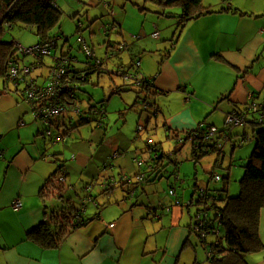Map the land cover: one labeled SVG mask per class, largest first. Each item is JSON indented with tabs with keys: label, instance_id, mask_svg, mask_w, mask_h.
<instances>
[{
	"label": "crops",
	"instance_id": "crops-1",
	"mask_svg": "<svg viewBox=\"0 0 264 264\" xmlns=\"http://www.w3.org/2000/svg\"><path fill=\"white\" fill-rule=\"evenodd\" d=\"M136 1L134 5L147 10L148 22L144 31L130 41L123 39L120 46L132 55L133 61L138 60L135 58L139 52L142 58L153 55L148 63V57L144 62L140 58V76L153 78L152 92L158 94L150 101H142L149 92L144 94L133 86L139 91L134 94L127 87L121 92L127 94L118 107L122 114L127 108L140 112L137 125L144 113L153 116L156 128L162 123L163 135L168 140L176 143L173 133H177L185 143L177 142L178 149L169 152L168 161L166 157L163 159L165 172H154L152 163H148L151 155L146 145L151 143L166 151L163 142L149 136L153 126L150 118L144 122L147 132L144 134H137L138 127L133 125L120 126L109 134L107 124L103 130L89 124L87 132L77 138L75 131L82 125H76V115L68 112L52 127L61 136L65 131L69 133L65 143L51 144L43 135V124L35 117L33 120L27 117L32 109L24 106L19 95L21 86L17 88L0 76V264H198V260L191 261L192 256L190 259L191 246H198L192 240L191 229L200 210L198 195L205 189L196 184L188 195L183 189L185 179L179 173L182 168L177 156L187 142V133L206 123L220 131L210 145L217 144L220 148L221 159L216 166L228 164L230 178L237 164H243V168L250 159L255 149V131L264 125H255L256 115L250 114L247 123L229 128L226 118L233 110L250 109L251 103L264 105V0H202L206 13L183 26L178 18L164 16L158 5ZM102 2L106 1L93 0L92 4ZM166 12L177 14L180 10ZM77 30L80 31L78 27ZM156 31L160 34L158 39L152 37ZM59 40L51 62L62 53L71 54L70 49L64 51L65 42L60 46ZM113 44L116 48L118 43ZM104 51L107 56L109 49ZM159 51L164 54L161 58L157 55ZM104 56L105 53L101 58ZM90 81L82 86L83 93H89L86 89L89 85L95 86L92 78ZM87 99L90 103L94 97ZM100 102L107 109V101H97ZM156 108L158 114L154 113ZM188 141L192 142L194 152L193 139ZM228 147L230 156L226 154ZM55 155L66 160L64 198L70 200L86 223L73 230L68 225V231L57 235L55 243L49 245L48 234H56L59 229L52 214L60 208V200L50 194L45 197L41 191L57 169ZM111 157H115L113 165L104 166ZM135 158H142L145 164L138 167ZM193 160L197 164L200 159ZM172 164L174 168L170 169ZM173 171L176 179L172 183ZM139 173H144L148 180L138 184L132 178L133 185L113 184L107 191L102 188L106 179L135 177ZM215 176L219 175L212 173L211 179L220 183L221 176L220 181ZM224 187L229 195L230 190L237 189L231 185ZM130 188H135V194L126 198ZM172 189L174 195H170ZM16 200L22 204L18 211L14 209ZM195 205L198 209L194 215ZM40 226L48 230L46 238L30 234ZM259 235L264 245V210Z\"/></svg>",
	"mask_w": 264,
	"mask_h": 264
},
{
	"label": "trees",
	"instance_id": "trees-1",
	"mask_svg": "<svg viewBox=\"0 0 264 264\" xmlns=\"http://www.w3.org/2000/svg\"><path fill=\"white\" fill-rule=\"evenodd\" d=\"M59 0H0V76L8 78L9 64L11 62H23V59L17 54V49L15 47V40L6 42L4 40L5 30H13L16 24H22L26 27H30L34 30L36 35L39 37L37 43L52 42L58 47V40L61 38L56 34V28L60 23L61 10L58 4ZM153 4L158 5L162 11L163 15L167 18H178L179 23L183 26L198 17L204 15L206 12L202 8V0H147ZM106 2H104L105 5ZM180 10L179 14L168 13L166 11L173 9ZM141 10H144L140 8ZM77 27L82 28L83 23L77 22ZM107 31V30H106ZM85 40V39H84ZM67 40L65 41V43ZM124 48L127 45L124 44ZM113 43H109V49H114ZM55 48V49H56ZM71 50V48H70ZM83 50V49H82ZM84 51V50H83ZM112 52V51H111ZM115 52H112V55ZM68 56L72 59L69 64L68 76H71V89L73 92L72 99L66 96L68 101L80 105L83 103L80 97V90L82 86L91 82L92 75L95 73L112 75V72H108L107 69L100 70L98 66L94 63L97 59L96 55L94 59L88 58L85 69H79L76 66L79 65L78 60L70 56L69 53H62V56ZM86 55V54H85ZM111 55V56H112ZM87 56V55H86ZM110 56V55H108ZM99 60V59H97ZM103 65H106V60H100ZM34 61L31 58L24 59V64L28 65ZM50 68V67H49ZM132 70L133 72H129ZM128 72L132 75H139L142 80V85L136 87L134 82L126 83L140 88V91L144 93L147 91V97L141 98L142 101H150L157 96V92H152L153 89V78H146L140 76V62L139 60L133 62ZM8 80V79H7ZM124 82H126L124 80ZM124 85L116 89V93L120 94L122 91L127 90ZM139 93V91H136ZM81 93V92H80ZM146 94V93H144ZM139 95V94H138ZM154 96V97H153ZM25 102L23 96H21ZM26 103V102H25ZM147 103V102H146ZM27 104V103H26ZM28 105V104H27ZM74 105V104H73ZM89 109L87 112H103L102 118L100 116H93L89 119L86 116L79 117V121L76 125L92 124L95 129L103 130L105 128L104 119L106 118V108L104 102L97 103V105H92L90 102ZM147 105H151L147 103ZM29 107V106H28ZM30 108V107H29ZM31 109V108H30ZM154 113L158 114V108L155 109ZM231 113H249V108L244 110H233ZM250 115V114H249ZM40 122V121H39ZM255 125L257 124L253 121ZM43 124V123H42ZM75 125V126H76ZM45 130L43 135L46 139H50L51 144H59L64 142L69 133L65 131L62 136L57 132L52 130L53 126L43 124ZM215 127L208 125L206 123L200 124L196 130L187 133L186 141L193 139L194 148V159L199 160L204 155L209 154L212 151L220 152L218 145H210L214 141L207 142L204 141V133L210 128ZM262 127V126H261ZM72 129L74 127H71ZM51 130V136H47V131ZM140 133L139 131H137ZM176 138V143L181 145L185 143L184 138H180L179 134L173 133ZM255 149L250 157V159L243 166L245 172L240 180V191L238 195L229 196L226 188L220 190H215L216 194L210 192V190H205L206 194L204 197H199L200 210L197 213L195 222L192 226V233L200 241L204 249L206 250L207 261L209 264H250L248 261V256L260 253L264 249V245L261 241L259 235L260 226V215L262 210H264V128H258L255 131ZM179 140L182 142L180 143ZM147 153L149 152L152 170L154 172H165V168L161 162L166 157H170V154L164 153L162 149H158L157 146L152 144L146 145ZM55 164L57 165L56 171L47 179L46 183L42 188V195L45 197L50 194L52 197L58 198L60 200V208L55 210L52 214V218L56 227L59 229L56 234H48L49 241L52 245L55 243L57 235L65 233L69 230L76 229L82 225H85L86 220L82 216L78 215V210L73 206L70 200L64 198V182H59L60 177L65 178L67 176L66 160L59 158L55 155ZM156 156V157H155ZM58 157V158H57ZM115 158V157H114ZM114 158L111 157L104 166H112ZM141 161L142 165L139 166L138 162ZM135 163L138 167H142L145 164L142 158H135ZM159 173V174H160ZM139 175H144V173H139L135 177H129L127 175L116 178L106 179V187L104 190H110L112 185H133V179L139 184L145 182L146 179L144 175L143 181H139L137 177ZM127 178V179H125ZM104 181V183H105ZM88 192V191H87ZM135 194V188H130L127 190L126 198H130ZM78 212V213H77ZM77 214V215H76ZM203 216V217H202ZM200 218L203 221V225H200ZM223 229V233L222 230ZM45 226H40L32 229L30 234L37 235L39 238L47 237Z\"/></svg>",
	"mask_w": 264,
	"mask_h": 264
},
{
	"label": "rangeland",
	"instance_id": "rangeland-1",
	"mask_svg": "<svg viewBox=\"0 0 264 264\" xmlns=\"http://www.w3.org/2000/svg\"><path fill=\"white\" fill-rule=\"evenodd\" d=\"M106 2H110L109 6H105L104 2L100 5H93V0H59L58 4L61 10V16H60V23L59 26L56 28V34L59 32L61 36L57 34V36L61 37L59 40V45L61 46L66 40L67 42L64 43L66 46V49L64 51H68L71 47V54L69 52L70 56L75 57L78 60V66L77 68L85 69L86 63L88 62L87 56L85 55V52L82 50V43L78 42L79 37H83L85 39L87 45L91 48V50L95 53L97 59L99 60H106L107 70L108 72H112V75L106 74L103 72L95 73L92 75V82L95 83V86L89 85L86 89H88L89 93H83L82 89L80 90L79 94L81 97H83L85 100L81 105L78 106V108L83 111L87 112V109H89V103H88V96L92 98L94 97L93 101H91L92 105H97V101L106 100L107 101V109H106V118L104 119L105 125L107 124V130L109 134L112 133V130L118 131L120 126L121 127H138V125L144 126V130L140 133L137 132V134H144L146 132V124L144 123L146 118H150L151 122L153 123V126L151 130L148 132L149 136H151L156 142H163L164 143V151H166L167 154L169 152H175V150L178 149L177 145L173 140H168L167 137L163 135L162 132V123L159 128H156L155 126V118L153 116L148 115L147 113H144L143 116L139 121H141V124L137 125L138 119H139V113L131 111L129 108H127L124 114L121 113V108L118 107L119 102H123L124 98L123 96L127 94V92L119 94H115L114 92L116 89L120 86H125V88H130L134 94L138 91L137 89H133V86L126 84L129 82H124V79L117 75L118 71L121 72H128L129 68L133 64L134 58H131L132 55L129 54V52L126 53V51L123 50L122 46L120 44L124 40H132V38L137 35H139L142 30L144 31V26H146L148 19L145 18V15H147V10L141 11V9L134 5L136 0H105ZM149 6L154 5L147 3ZM174 13L177 11V9L172 10ZM179 13V12H178ZM177 13V14H178ZM80 21V23H83L84 25L78 32L77 30V22ZM145 24V25H144ZM80 26V24H78ZM106 26V30L105 27ZM113 26V27H112ZM116 27V29H111ZM124 39V40H123ZM4 40L6 42H9L11 40H15L16 43L20 44L24 48H29L35 45L39 41V37L36 35L34 30L30 27H26L22 24H16L13 28V30L9 31L8 29L5 30ZM118 43L116 45V48L109 49V43ZM161 44V43H160ZM114 45V44H113ZM120 46V47H119ZM109 49L110 56H106V52L104 50ZM116 51V55L114 53V57H111L112 52ZM123 50V51H121ZM112 51V52H111ZM53 53V51H52ZM105 53V56L101 58ZM146 54V53H145ZM157 55L161 58V55L164 56L163 52H157ZM59 55L58 57H60ZM144 56V55H143ZM143 57L141 55V52L137 54L135 59L140 60L142 58V62L147 58L146 62L148 63L149 56ZM52 56L46 57L44 59V66L37 70L34 74L35 77L39 78V82L42 83L43 79L46 78L50 72V68L52 67ZM51 59V60H50ZM106 65L103 67L106 68ZM115 65V67H114ZM50 67V68H49ZM129 72H133L130 70ZM99 75V76H98ZM2 78V77H0ZM127 88V89H128ZM135 88V86H134ZM85 89V90H86ZM133 93H131L133 95ZM130 94V93H129ZM135 96V95H134ZM23 102V101H22ZM24 103V102H23ZM124 103H126L124 101ZM126 105H128L126 103ZM133 105V102L130 104ZM24 106H28L24 103ZM29 109V107H27ZM27 117H31L33 120V113L32 111L28 112ZM87 117V116H86ZM75 121H79L78 116H74ZM150 126V125H149ZM90 128L89 124L82 125L79 129L76 130V137L80 136V133H86L87 130ZM261 128V127H258ZM135 132V131H134ZM146 136H148L146 134ZM219 134H217V137ZM146 141V140H145ZM192 142L187 141L185 146L182 147L181 152H179V155L177 156L178 159V166L182 168L181 178L185 179V185L184 190L188 192V195L193 193L194 186L197 184L200 188H203L205 190L207 188V185L210 187V192H214L217 189H221L225 185H231V186H237L236 190H230L229 196H235L238 195V191L240 189V180L244 175L245 170L242 168L243 164H237L236 167H234L232 178H230V170L226 169L227 166H216V161L221 159V156L219 157L218 151H212L209 152V154L204 155L198 162L195 164L194 162V155H193V147ZM230 153V147L227 148L226 154ZM177 155V154H176ZM230 156V154L228 155ZM229 158V157H228ZM227 158V160H228ZM238 158V156H237ZM236 158V159H237ZM166 161L168 159L166 158ZM229 161V160H228ZM245 161V160H244ZM170 162V161H169ZM241 165V166H240ZM170 169L174 168L173 164L169 166ZM215 173V175H219L222 178V181L220 183H215L214 179H211V174ZM197 174V180L195 179ZM228 177V179H227ZM172 183L175 182V172L173 171L171 174ZM166 184L165 182H163ZM169 186V185H167ZM178 188L181 189V184L178 185ZM177 188V189H178ZM217 188V189H215ZM236 191V192H235ZM215 193V192H214ZM238 193V194H236ZM198 198H196L197 201ZM194 212L193 214L197 212L198 206L195 205L193 207ZM186 216H188L186 214ZM223 233V229L221 230ZM193 242H198V246L194 248L191 246V252L190 259L192 256V260H198V264H209L207 261V255L206 250L200 243V241L193 235L192 236ZM196 240V241H195ZM264 251H261L260 253H255L248 256V261L250 264H264Z\"/></svg>",
	"mask_w": 264,
	"mask_h": 264
},
{
	"label": "built area",
	"instance_id": "built-area-1",
	"mask_svg": "<svg viewBox=\"0 0 264 264\" xmlns=\"http://www.w3.org/2000/svg\"><path fill=\"white\" fill-rule=\"evenodd\" d=\"M116 29V27L114 26ZM160 36L159 32L153 33V38L158 39ZM78 42L82 43V49L88 58L94 59L95 53L87 45L83 37L78 38ZM17 49V54L23 59L31 58L34 62L28 65H25L23 62H11L9 64L8 80L13 82L17 88L21 86L19 95L23 96L25 102L32 109L34 117L36 120L40 121L43 124L53 126L62 116L68 112L73 113L76 116H87L91 119L93 116H100L102 118L103 112H83L81 108H78V104L68 101L66 96L72 99L73 92H70L71 89V73L68 72V67L72 59L68 56H60L53 58L52 67L46 78L43 79V82H39V78L35 77L34 74L37 70L41 69L44 66V59L46 57L52 56V51L56 48L55 44L52 42H43L37 43L29 48H24L18 43H15ZM94 63L98 66L100 70H104L103 62L95 59ZM117 75L121 76L126 82H134L136 87L142 85V80L139 75H132L130 73H124L121 71L117 72ZM253 96H250L252 98ZM74 104V105H73ZM256 115L255 122L260 125H264V105L257 106L254 103L250 104L249 113H231L226 118V126L238 127L247 123L248 115ZM144 130V126L139 125L138 131L141 132ZM47 136H51V130L47 131ZM220 134V131L216 127H210L204 133V141L211 142L214 141V138ZM181 143L182 141L179 140ZM151 144V143H149ZM156 157V156H155ZM139 166L142 165V162H138ZM127 179V178H125ZM139 181H143L144 175H139L137 177ZM220 176H215L216 181H220ZM59 182H65V178L60 177ZM106 181L102 184V188L106 187ZM91 187H87L86 191H90ZM175 190L170 191V195H174ZM206 194L205 190H201L199 193L200 197H204ZM22 204L19 200L14 202V209L18 211L21 209ZM203 217V216H202ZM203 221L200 218V225H203ZM113 227V225L111 226Z\"/></svg>",
	"mask_w": 264,
	"mask_h": 264
},
{
	"label": "water",
	"instance_id": "water-1",
	"mask_svg": "<svg viewBox=\"0 0 264 264\" xmlns=\"http://www.w3.org/2000/svg\"><path fill=\"white\" fill-rule=\"evenodd\" d=\"M147 97V96H146Z\"/></svg>",
	"mask_w": 264,
	"mask_h": 264
}]
</instances>
